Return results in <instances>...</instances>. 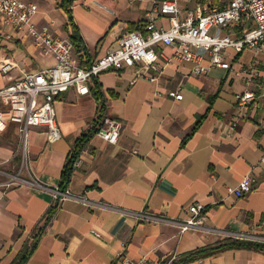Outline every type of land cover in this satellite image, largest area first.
<instances>
[{"label": "crops", "instance_id": "1", "mask_svg": "<svg viewBox=\"0 0 264 264\" xmlns=\"http://www.w3.org/2000/svg\"><path fill=\"white\" fill-rule=\"evenodd\" d=\"M24 1L38 5L37 24H48L58 37L70 36L60 0ZM161 1L75 0L71 16L83 43L77 58L85 65L104 56L132 26L143 29L151 19L168 29L169 20L154 13ZM200 1L182 0V13ZM233 31L240 36L242 27ZM157 50L165 57L173 53L171 47ZM226 57L228 70L201 76L192 73L190 64L170 61L156 82L140 79L138 68L103 72L95 79L100 100L94 91L62 93L55 102L61 138L51 143L45 128H30L26 162L18 127L0 134V184L19 176L40 185L0 186V264H13L30 245L53 206L50 190L60 188L74 144L103 116L121 124L118 142L93 135L68 185L70 194L89 204L63 202L27 264H114L122 255L151 262L176 256L177 262L200 248L236 240L263 246L264 133L259 126L264 121V52L230 48ZM5 62L15 67L11 79L0 75V87L24 71L55 64L0 17V67ZM89 87H95L94 81ZM246 91L255 99L242 106L236 96ZM170 92L183 99L175 100ZM233 122L237 127L231 132ZM247 175L254 179L252 192L241 198L229 194ZM196 204L206 208L204 229L181 232L179 223ZM187 264H264V248L223 249Z\"/></svg>", "mask_w": 264, "mask_h": 264}, {"label": "built area", "instance_id": "2", "mask_svg": "<svg viewBox=\"0 0 264 264\" xmlns=\"http://www.w3.org/2000/svg\"><path fill=\"white\" fill-rule=\"evenodd\" d=\"M182 0H162L154 13L169 20L170 27H158L151 19L140 30L129 31L117 41V47L104 56L83 64L77 58L70 37L56 36L48 24L39 25L35 19L39 7L24 0H0V17L8 28L24 34L44 55L51 56L55 64L39 72L23 74L12 80L7 86L0 87V134L15 125L22 138L23 161L27 159L28 131L30 128H45L49 142L61 138L56 121L55 102L57 97L71 89L80 96L91 94L89 84L106 71H122L126 68H138L140 79L156 82L163 69L170 61L190 64L196 76L207 74L212 69L228 70L226 50L241 52L252 49L264 52V0H201L195 9L184 15L180 8ZM242 27L240 36L235 28ZM222 30L231 31L221 35ZM215 31V33H214ZM171 47L173 53L165 57L159 47ZM12 62H5L0 67V75L9 78L14 69ZM170 97L177 101L181 94L170 92ZM236 99L245 105L255 99L251 91L238 94ZM237 123L230 125V131L236 130ZM264 133V121L259 126ZM122 126L107 116L101 117L96 134L110 144L118 142ZM84 148L80 152H83ZM75 159L72 170L79 162ZM264 164V153L260 161ZM72 174V173H71ZM71 177V176H70ZM16 184L40 187L36 180H24L14 176L10 181L0 184L10 188ZM254 179L247 175L238 185L230 188L229 194L241 198L253 190ZM69 185V184H68ZM68 185L50 190L56 211L63 202L73 199L89 204L87 198L70 194ZM56 213V212H55ZM190 217L179 223L181 232L204 229L206 208L196 204L189 208ZM151 221V216H146ZM114 264H172L176 256L168 261L151 262L147 257L138 260L127 255L120 256Z\"/></svg>", "mask_w": 264, "mask_h": 264}, {"label": "trees", "instance_id": "3", "mask_svg": "<svg viewBox=\"0 0 264 264\" xmlns=\"http://www.w3.org/2000/svg\"><path fill=\"white\" fill-rule=\"evenodd\" d=\"M74 1L75 0H60L58 7L61 8L66 13V15L68 16V23L65 26V30L68 29V26L71 27L72 33L70 34L69 37H70L71 41L73 42V45L75 48V53L79 54L83 50V43H82V38L78 32V28L74 24L73 18L71 16V10L70 9H71V6H72ZM135 30H139V28L137 26H132L130 31H135ZM92 81H94L95 87H93V88L90 87V91L95 92V88L97 87V83L95 82V79H93ZM94 95L96 96L97 100H100L101 97L98 95V93L95 92ZM99 118L95 120V124H94L95 126L91 130H89L87 133L81 135L77 139L76 143L74 144V146L70 152V155L67 159V163L62 170L61 183H60L61 189H64L70 182V176L72 173V165H73L75 159L79 156L82 149L89 143V141L93 137V135L96 134V131H97L96 128L99 124ZM200 122H201V119L198 120L196 127L200 124ZM55 212H56V208L54 206H52L48 210V212L46 213L45 217L42 219L41 224L36 229V232L34 233V235L32 237V242L30 243V245H28L24 249V251L18 257V259L16 261H14L13 264H27L30 255L37 248L38 243H39L42 235L44 234L46 228L50 224L53 216L55 215ZM262 248H264V245L262 246V245L255 243V242L236 240V241H232V242H228V243L217 244L215 246H207L204 248H200L196 251H193V252L186 254L179 261L174 262L173 264H187V263L194 262L197 260H202V259H205V258L213 255L214 253H217L218 251L223 250V249H249V250L255 249V250H261Z\"/></svg>", "mask_w": 264, "mask_h": 264}, {"label": "rangeland", "instance_id": "4", "mask_svg": "<svg viewBox=\"0 0 264 264\" xmlns=\"http://www.w3.org/2000/svg\"><path fill=\"white\" fill-rule=\"evenodd\" d=\"M1 43H2V45H5V44H7L8 45V43L7 42H5V41H1Z\"/></svg>", "mask_w": 264, "mask_h": 264}]
</instances>
